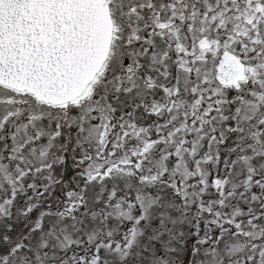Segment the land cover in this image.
<instances>
[{"label": "snow or ice", "instance_id": "1", "mask_svg": "<svg viewBox=\"0 0 264 264\" xmlns=\"http://www.w3.org/2000/svg\"><path fill=\"white\" fill-rule=\"evenodd\" d=\"M0 264H264V0H0Z\"/></svg>", "mask_w": 264, "mask_h": 264}]
</instances>
